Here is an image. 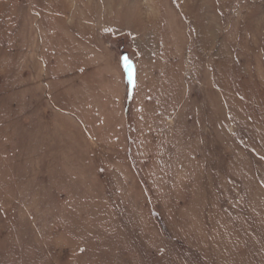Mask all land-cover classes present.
I'll return each mask as SVG.
<instances>
[{
  "label": "rangeland",
  "instance_id": "rangeland-1",
  "mask_svg": "<svg viewBox=\"0 0 264 264\" xmlns=\"http://www.w3.org/2000/svg\"><path fill=\"white\" fill-rule=\"evenodd\" d=\"M0 264H264V0H0Z\"/></svg>",
  "mask_w": 264,
  "mask_h": 264
}]
</instances>
